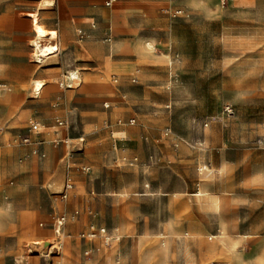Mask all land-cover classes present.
<instances>
[{"label": "rangeland", "instance_id": "1", "mask_svg": "<svg viewBox=\"0 0 264 264\" xmlns=\"http://www.w3.org/2000/svg\"><path fill=\"white\" fill-rule=\"evenodd\" d=\"M149 1L69 0L90 11L60 28L59 0H0V264H60L66 241L74 264H139L138 245L152 264H264V0ZM36 27L58 35L41 63Z\"/></svg>", "mask_w": 264, "mask_h": 264}, {"label": "crops", "instance_id": "2", "mask_svg": "<svg viewBox=\"0 0 264 264\" xmlns=\"http://www.w3.org/2000/svg\"><path fill=\"white\" fill-rule=\"evenodd\" d=\"M69 1V0H59V5H60V8H59V11H58V20H59V26L60 28H73L75 26V23H68L69 22V19H72V16L73 14L75 15H78L79 13H88L90 10L87 9V10H83V9H78V8H70L69 6H66L65 3ZM145 2H141L138 6V10L141 11V12H153L155 11L161 4H156V3H152L151 1L149 0H144ZM40 10V9H38ZM78 19H74L75 21H79V17H77ZM65 31V30H64ZM69 31V30H67ZM66 32V31H65ZM52 59V58H51ZM102 61L104 62H98V65L100 66V70H104V71H108L110 70L108 68V65H107V62L106 59H102ZM156 62V60H153L152 58L151 59H148L147 62L148 63H152V62ZM153 62V63H154ZM103 68V69H102ZM115 69H122L120 67H113L111 68V70H115ZM128 69V68H127ZM138 72V71H137ZM21 73V72H20ZM61 74L60 72V69L55 72V77H59ZM22 76V74H21ZM39 78V68L37 67V69L34 71H32L31 73V82L32 84H34L35 80ZM23 79L21 77L18 78L17 82H16V90L18 92V95L19 96H27L23 86H24V82L22 81ZM97 90H100V88ZM93 91H96V88L94 86H87L85 85V87L81 86V88H78L76 89L75 91H73V96H77V94L79 93H83V94H89ZM81 96H84V95H81ZM91 96V95H89ZM86 97V96H84ZM97 97V96H96ZM9 116V115H8ZM8 118V117H7ZM25 116L23 114H21L20 116H18V118H16L14 121L12 120H8L7 119V123H11L12 125H17V124H21L23 123V121L25 120ZM4 119L3 118H0V122H3ZM32 123H35V122H32ZM89 125H87V128H88ZM56 127H58L59 129H64V126L63 127H59L56 123ZM41 130H40V133L41 134ZM36 134V133H34ZM39 134H36V135H39ZM3 139H5V136L2 137ZM57 141L61 142L62 145L60 144V149L57 150L58 146H53L52 148H50V151H48V155H50V157L52 156V158L55 160L57 159H63V156L65 155V152H64V149L62 148L63 146H65V142L68 143V141H62L61 139H56L53 143H56ZM39 151L40 153H43L46 151L43 146L40 148L39 146ZM44 151V152H43ZM47 153V151H46ZM45 155V154H44ZM45 157V156H44ZM99 202H100V199H98ZM98 201H93V200H85L82 202V207L84 208H89V207H94L96 205L100 206V203ZM64 228V227H63ZM102 241V240H101ZM103 243V242H102ZM138 259H139V264H152V249H150L151 247H147V246H144V248H142L141 246L138 245ZM89 251H94L93 249H90ZM151 252V253H150ZM77 251H75L73 249V247L71 246V243L66 241L64 243V252L61 256V263L60 264H74L72 262V257H74L73 255L76 254L77 255ZM80 255V254H78ZM116 257V253L111 250V251H107L103 256H99L96 258V261H95V264H121V260L117 257ZM137 259V261H138Z\"/></svg>", "mask_w": 264, "mask_h": 264}, {"label": "bare ground", "instance_id": "3", "mask_svg": "<svg viewBox=\"0 0 264 264\" xmlns=\"http://www.w3.org/2000/svg\"><path fill=\"white\" fill-rule=\"evenodd\" d=\"M30 18L32 20L37 19L36 14H31ZM35 30V29H34ZM36 33V41L34 42V61L41 63L44 59L49 60L54 57L56 53H58V47L55 45L49 46V45H43L44 39L49 38V40H54L58 38V35L54 31L45 32L41 27H36L35 30ZM72 80L79 79L76 76V73H71V77H69ZM45 87V84L43 81H35L33 84V91L35 95H41ZM60 232L58 235L60 236ZM63 239V238H62ZM62 245V242H60ZM40 245L39 242L34 241V243L31 245V247H35Z\"/></svg>", "mask_w": 264, "mask_h": 264}, {"label": "built area", "instance_id": "4", "mask_svg": "<svg viewBox=\"0 0 264 264\" xmlns=\"http://www.w3.org/2000/svg\"><path fill=\"white\" fill-rule=\"evenodd\" d=\"M117 2V0H105V6L107 8H112L115 3ZM179 15V14H178ZM108 33V32H107ZM111 35V33H110ZM109 34H107L106 38H108V41H111V37H110ZM132 124H133V121H132ZM57 125L59 127H63L64 126V123L63 122H57ZM30 131L32 133H36V134H39L40 133V125H38L37 123H31L30 124ZM29 138H25L24 139V142L25 143H29ZM34 153L35 154H38L39 153V150L38 149H35L34 150ZM73 188V185H72V182L70 180H68L64 186V190H63V193L61 194V198L63 200H67L68 196H69V192L72 190ZM66 223V219L64 217H61L60 219L57 220V230L60 231L62 230V228L64 227V224ZM83 238H88V239H91V240H94L96 238H99L102 240L103 244L105 246H109L110 244V238L108 237L107 233H106V230L104 228H95V226H91L90 227V232L87 236H82ZM86 255L89 256L91 255V251H87L86 252Z\"/></svg>", "mask_w": 264, "mask_h": 264}]
</instances>
